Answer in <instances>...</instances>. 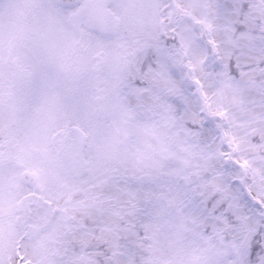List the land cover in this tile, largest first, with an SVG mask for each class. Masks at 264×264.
Listing matches in <instances>:
<instances>
[{"label":"snow or ice","instance_id":"6c2138e0","mask_svg":"<svg viewBox=\"0 0 264 264\" xmlns=\"http://www.w3.org/2000/svg\"><path fill=\"white\" fill-rule=\"evenodd\" d=\"M0 264H264V0H0Z\"/></svg>","mask_w":264,"mask_h":264}]
</instances>
